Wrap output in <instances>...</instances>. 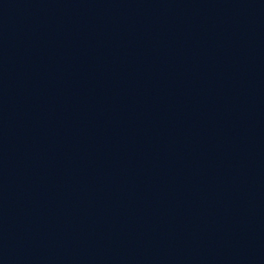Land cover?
<instances>
[{
    "label": "water",
    "instance_id": "1",
    "mask_svg": "<svg viewBox=\"0 0 264 264\" xmlns=\"http://www.w3.org/2000/svg\"><path fill=\"white\" fill-rule=\"evenodd\" d=\"M0 264H264V0H0Z\"/></svg>",
    "mask_w": 264,
    "mask_h": 264
}]
</instances>
